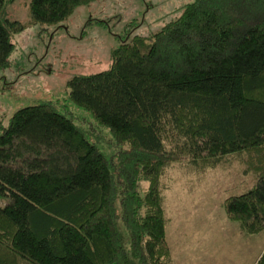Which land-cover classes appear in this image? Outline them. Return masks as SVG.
Instances as JSON below:
<instances>
[{
	"label": "trees",
	"instance_id": "16d2710c",
	"mask_svg": "<svg viewBox=\"0 0 264 264\" xmlns=\"http://www.w3.org/2000/svg\"><path fill=\"white\" fill-rule=\"evenodd\" d=\"M0 0V67L12 32ZM94 0H31L59 22ZM92 20H90L91 22ZM110 65L75 75L68 107L22 106L0 131V264H172L160 177L173 162L215 166L246 153L254 183L224 206L264 232V0H193L151 35L123 38ZM256 264H264V251Z\"/></svg>",
	"mask_w": 264,
	"mask_h": 264
},
{
	"label": "rangeland",
	"instance_id": "374dc122",
	"mask_svg": "<svg viewBox=\"0 0 264 264\" xmlns=\"http://www.w3.org/2000/svg\"><path fill=\"white\" fill-rule=\"evenodd\" d=\"M31 0H6L2 11L23 27L12 32L10 62L0 67V131L22 106L51 102L66 107L102 150H116L111 134L89 131V110L69 98V81L110 65L123 38L151 35L179 16L193 0H94L59 22L32 19ZM90 20H92L90 22ZM86 117V119L80 118ZM228 155L215 166L173 162L160 177L166 235L172 264H256L264 251V232L243 234L227 215L224 200L247 190L256 178L246 172L244 155ZM10 197L0 195L5 204Z\"/></svg>",
	"mask_w": 264,
	"mask_h": 264
}]
</instances>
